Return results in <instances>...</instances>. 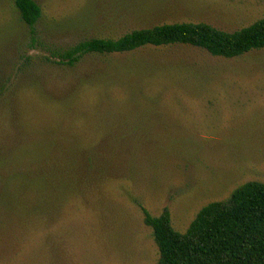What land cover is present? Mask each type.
I'll return each instance as SVG.
<instances>
[{"label": "rangeland", "instance_id": "rangeland-1", "mask_svg": "<svg viewBox=\"0 0 264 264\" xmlns=\"http://www.w3.org/2000/svg\"><path fill=\"white\" fill-rule=\"evenodd\" d=\"M36 1L42 16L33 33L15 0H0V158L17 133L21 150L0 168V264H154L159 251L141 205L153 215L168 208L173 227L184 232L207 203L247 181L264 182V49L235 59L184 47L146 49L88 57L71 68L46 60L80 40L163 22L204 21L233 31L263 18L264 0ZM153 56L174 71L182 62L193 70L151 77L150 88H138L144 104L132 109L93 108L104 103L102 86L118 83L110 95L124 99L120 84L137 79L143 65H134ZM114 64L133 66L123 70L130 76L112 70L99 79L103 85L94 82ZM47 98L54 114L41 102ZM74 112L97 126L83 117L74 121L82 128H66ZM116 121L142 132L125 128L126 136L112 138ZM30 141L42 153L50 144L63 149L64 164L50 173L59 187H23ZM100 143L103 163L78 179L68 204L74 159L83 146Z\"/></svg>", "mask_w": 264, "mask_h": 264}, {"label": "trees", "instance_id": "trees-1", "mask_svg": "<svg viewBox=\"0 0 264 264\" xmlns=\"http://www.w3.org/2000/svg\"><path fill=\"white\" fill-rule=\"evenodd\" d=\"M15 6L19 10L21 20L32 28L33 33H36L34 27L42 16L41 6L36 0H15ZM174 47L196 49L211 56L225 59L238 58L253 50L264 49V17L233 31L221 29L204 21L163 22L148 27L134 28L116 38L92 37L80 40L78 43L58 51L53 56L54 58L47 57L46 60L59 66L71 68L88 57H113L146 49L158 51L152 54H159L160 50ZM138 63L140 64L134 66L143 65L146 70L144 71L143 67L140 68L138 70L140 76H137V79L131 77L133 78L132 81L129 78L126 83L120 84L129 94L127 93L124 99H115L111 97L110 89L118 83L113 86H102L100 92L103 95L105 91V95H101L102 98L100 99H103L104 103H99L93 108L108 109L110 112H115L114 108L132 109L137 107L138 103L144 104L142 98L139 99L142 94L138 89L140 85H147L150 88L148 83L154 82L155 80L152 78H155V76L166 77L171 72L186 74L189 70H193L189 65H183L182 62V68L174 71L169 67L168 62L159 61L156 56H153L151 60ZM144 64L147 65L144 66ZM127 67L133 66L122 67L120 64H114L113 67H110L112 69L108 68L99 72L94 82L99 84V79L112 70H116V73L123 72L122 75L125 77L130 76L123 71ZM147 75L150 76V80L146 77ZM143 80L147 83H143ZM101 85L103 84L101 83ZM131 88L138 90L135 94L130 93ZM40 90L41 96H45L41 85ZM44 101L48 102L45 108L46 111L54 114L51 106H49L52 105V100L47 98L41 102L44 104ZM69 116L72 121L71 124H67L66 128H82L85 125L74 121H82L84 118L88 119L89 117L92 122L90 127L97 126V119L94 121V118L85 113L81 117L75 112L69 114ZM116 126L117 128H106L113 131L110 137L115 136L119 139L126 136H122L125 128L127 130L137 128L136 126L126 127L122 121H116ZM138 129L137 132H142ZM127 133L129 135L136 132L127 131ZM17 134L11 138L12 142L10 144L3 146L5 147V157L0 158L1 169L13 156L12 154H21L18 146L20 138L16 139ZM27 145L25 155H28V158L23 168L25 179L23 187L29 188L32 193L38 188L45 187V189H48L56 185L59 187L60 182L57 184L54 174L50 175V173L56 164H64V161L60 163L63 149L50 144L47 145L46 151L42 153L37 142L30 141ZM144 145L146 144L140 143L141 147ZM8 148L10 151L6 150ZM100 149H105V143L87 144L81 149V154L74 159L73 176L70 179L72 189L64 200L68 204H71L69 198L75 196L78 191V179L82 175H86L94 166L97 167V164L101 165L103 163L99 155H96V152ZM91 151L95 153V157L90 155ZM50 158L54 159L53 162H50L52 160ZM47 159L50 160L47 161ZM140 208L143 213L144 224L152 230L159 251L158 260L154 264H264L263 181H247L236 187L228 198L207 203L198 211L184 232H180L173 227L171 213L168 208H164L158 215H153L142 205Z\"/></svg>", "mask_w": 264, "mask_h": 264}]
</instances>
